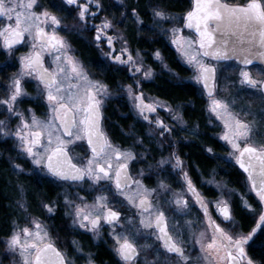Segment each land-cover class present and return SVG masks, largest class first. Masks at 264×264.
I'll return each instance as SVG.
<instances>
[{
  "label": "snow or ice",
  "instance_id": "1",
  "mask_svg": "<svg viewBox=\"0 0 264 264\" xmlns=\"http://www.w3.org/2000/svg\"><path fill=\"white\" fill-rule=\"evenodd\" d=\"M68 6L76 8V23L71 26L64 24L63 18L43 6L40 0H0V49L13 56L18 46L29 48L18 57L19 71L8 77L5 95L0 98V115L5 116L0 119V137L14 139V150L31 163L34 173L77 185L88 183L93 189L102 181L111 182L102 187L112 193L113 201L103 193L96 195L91 204L79 193L76 199H69L65 194L63 200L68 209L65 215L71 217L73 228L84 229L94 238H100L104 225L109 226L112 250L119 264H264V142H254L257 138L264 141V78H261L264 77V68L256 76L249 69L255 63L264 65V0L239 3L192 0L191 9L182 17L172 15L159 5L151 6L153 27L171 32L172 44L193 68L192 79L207 91L209 112L223 123L220 139L230 146L228 155L247 174L250 190L259 200L257 210L243 196L240 197L243 209L258 217L255 227L247 232L237 231L240 225L229 199L221 197L214 202L204 199L185 171L183 160L174 151L168 157L161 156L155 167L148 164L146 178L155 176L156 187H148L143 179L133 178L129 164L137 160V153L114 145L103 129V108L105 101L112 96L110 87L91 77L71 42L61 32L76 33L84 39H88L86 32H93L90 43L109 62L105 67L119 70L117 66H126L132 83L124 85L123 91L137 115L147 122L149 140H158L162 148L164 141L174 132V128L159 117L158 108H167L173 120L182 123L183 118L163 102L145 101L140 79L136 77L141 74L143 79H151L152 69L143 63L138 50L133 55L127 38L118 30L120 22L103 16L99 24L91 23L104 11L101 0H85L84 3L52 0L51 3V7L58 11H64ZM90 6H94L95 11ZM128 15L135 17L137 25L144 24L136 8H132ZM128 15L121 13L122 20ZM177 19L182 20L183 27H162L164 22L174 23ZM185 28L193 34L183 35ZM117 42L120 44L118 50ZM102 44L107 46V52L103 51ZM153 55L162 60L158 50ZM45 56L50 58L47 66ZM231 60L242 66L238 73L239 86L254 90L258 95L260 107L257 110L247 104L236 111L235 98L230 102L216 95L217 66L222 61ZM32 82L36 84L35 96L25 87ZM25 102L41 103L47 109L44 118L32 108L22 109ZM80 141L86 142L90 153L82 164L73 163L70 155L73 146ZM137 143L145 147L143 137L138 136ZM149 151L145 147V151L139 154L145 162ZM13 166L24 171L20 164ZM166 171L176 174L182 181V192L172 190L162 175ZM138 175L145 177V170L141 169ZM185 193L192 194L194 203L203 212L201 228H194L201 223L200 220H185L184 228L176 222L170 228V218L164 206L167 205L176 216L190 215L192 207ZM120 197L137 210L136 222L127 217L122 222V212L115 206L122 203ZM209 203H214L219 223L209 212ZM16 204L27 212L23 203L16 201ZM41 206L49 214L56 212V201H42ZM25 219L27 223L24 225L13 221L0 264H4V260H9L10 264H74L71 256L56 247L45 223L31 214ZM185 232L190 233V248ZM153 237L158 245L138 242V238L147 240ZM72 244L75 251H83L77 241L73 240ZM257 249L262 254L260 261L249 255L250 250ZM150 253L152 259L148 258ZM87 264H95L91 253Z\"/></svg>",
  "mask_w": 264,
  "mask_h": 264
},
{
  "label": "flooded vegetation",
  "instance_id": "2",
  "mask_svg": "<svg viewBox=\"0 0 264 264\" xmlns=\"http://www.w3.org/2000/svg\"><path fill=\"white\" fill-rule=\"evenodd\" d=\"M49 6L51 7L52 0H45ZM116 1V0H114ZM188 2L186 3L184 8L180 11H175L171 9L165 8L169 13H181V12H187L188 10L191 9L192 7V0H182ZM85 0H79V3H84ZM113 0H101L102 5L104 6V11L99 13L97 18L92 21L91 23L99 24L100 20L103 18V16H109L111 12L114 13V4L112 5ZM230 3H234L232 0H228ZM239 3V2H235ZM92 11H95L94 6H90ZM132 8H136L134 6H129L127 3V0H123V4L120 6V8L117 10L118 14L121 15V13H125V15H128L130 10ZM70 9V10H68ZM151 9V8H150ZM136 10L140 13V16L142 17V13L136 8ZM51 11H53L56 15L60 16L63 18V21L67 25H72L76 23V20L74 19L76 15V8L75 6H68V8L64 11H58L56 8L51 7ZM151 10L147 11V16H150L149 14ZM130 15H128L129 17ZM129 24L131 22L127 19H124L120 23H118L119 27H122V31L125 32V36L128 40V46L131 47L132 50H138L139 53L142 55L144 58L145 63H147L149 66L153 68L155 71V75L153 79L151 80H145L142 78L141 74H137V79H140V90L143 91V93H147L149 95L157 96L161 100H164L169 103L170 107L175 109L176 107L179 109L181 112V116L184 120L183 125L181 127H178V125L175 123V121L170 119L169 116H172L171 114H168L166 109H159L157 114L161 119L165 121V123L171 125L174 128V132L171 137H169L168 140L164 141V146L160 149H156L155 143L158 140H151L146 136V133L149 130L148 124L146 121H143L139 116L137 119L133 116L132 113V108L129 107L124 99V91H123V86L124 84H129L132 83V78H131V73H129L126 70V66H117L119 70H115L112 67H105L106 64L109 62L104 58L101 54V51L94 47L91 43L90 40L84 39L81 37H76L73 35L70 38L72 46H74L76 53L78 54L79 58L82 60V62L85 64L88 69L91 77L93 79H99L102 80L103 82L107 83L110 87V91L112 92V95L115 97H112L108 100L105 101V105L103 108L104 116L105 119L103 121V129L108 135L109 139L112 141V143H118L120 145H123L126 141H128L130 138H133V136L130 133H135V137H143L144 138V146L147 147L150 151L148 154L147 162L144 160H141V165L140 168L144 169L145 172H147L148 164H152L155 167L156 161L160 160L161 156L163 157H168L169 153L174 151L176 152L177 155L180 156V158L183 160L184 165H185V171L188 172L189 177L192 179L193 184L195 185L196 189L199 191V193L204 197L206 201L214 202L219 196L222 195V191L218 189L217 183L213 180L218 179L225 180L226 183L228 184L229 188H232L235 190V192H232L229 195V200L233 204L234 209L237 208L240 211H243L242 217L245 219L247 218V221L251 220L249 218V215L245 212L243 209L241 199L240 197L243 196V190L240 188L241 187V182L243 180L247 181V174L243 172V170L239 167V165L236 163V161L231 162L227 160V153H225L224 148H223V140L219 139L216 136L215 128L211 126L208 127V122H207V101H208V96H207V91L203 88V85L200 83H196L192 80H181L185 82L186 84L191 85L194 90L195 94L197 95V98L199 101L202 103L200 106V114H201V122H191L190 121V115L187 110L185 111V106L181 103H177L174 101H171L167 98H165L162 95H159L154 91L152 88L153 82L156 79V76L161 73L162 71H167L169 74H172L174 76V80L177 78L182 79L186 78L189 75V69L183 65L175 51V48L173 47L172 44H170L166 36H164L166 33L163 32L162 35L164 39L167 41L165 43L168 45L170 48L173 49L174 54L178 58L179 66L181 67L180 70L184 77L179 74V70H175L174 67L169 66L167 62H165V59H163V63L166 66L165 68H160L159 65L156 64V58L152 57V61L148 60L147 56L144 54L142 51V48L137 46L135 42H133V37L132 33L130 35L129 33ZM134 26L136 31V36L137 34L140 35V32L136 29L135 24H131ZM133 29V28H131ZM187 31L191 32V30L187 29ZM132 32V31H131ZM90 36H94L93 32H86ZM193 34V33H192ZM77 42H84L86 46L91 47V53L92 57L90 58L89 61H86L78 52L75 44ZM21 46H18V49ZM103 51L107 52L108 48L105 44H102ZM116 48L117 50L119 49V44L118 42L116 43ZM5 52L0 49V62H3V65L1 66L0 69V98L3 97V94L5 93V85L7 83L8 77L14 73H16L17 70H19V61L16 60V57H12L8 62L6 63L5 61ZM158 60V59H157ZM212 62V61H208ZM45 65H48V62L45 59ZM226 66L228 69H234V70H240L242 67L241 65L238 64L235 60L231 61H224L220 62L217 66V80H216V92L219 88V78H218V72H219V67L220 66ZM264 68L262 65L259 64H254L249 66V69L252 71L253 75L256 76L257 72L261 69ZM164 71V72H165ZM264 78V77H261ZM230 81H234L233 78L229 79ZM235 82V81H234ZM27 91L32 95L35 92L36 89V84L35 82L32 83H27L25 85ZM229 95L232 96H239L240 98H245V91L235 89L234 86L229 89ZM145 96V95H144ZM146 102H150L148 99L145 98ZM30 105V104H29ZM31 106V105H30ZM35 112L40 118H44V113L46 112V108L41 104L38 103V105L35 107ZM153 114V116L157 115ZM169 115V116H168ZM1 116V115H0ZM117 117H121L124 121V126L119 125L118 123L115 122ZM135 119V120H134ZM180 124V123H179ZM193 131V132H192ZM198 135H202L204 137L203 139L199 140L196 139L195 137ZM159 142V141H158ZM7 143L6 145L9 148V151L12 153L13 157L10 160L11 164H21V158L17 155V151L14 150L13 144L9 142H3ZM193 144H198L200 150L202 153L209 158V166L206 168H203L201 165L198 163L192 162V155H191V146ZM145 147H139L140 153L145 151ZM208 148H211L212 151L209 152L207 151ZM78 153L79 154H84V155H89L90 153L88 152V148L86 145V142L82 141V144L79 146H75L71 149L70 155L73 157V162L74 163H80V160L78 159ZM11 166V165H10ZM23 167V165L21 164ZM27 167L26 165H24ZM165 168L167 169L168 166L165 165ZM30 169H32L30 167ZM130 173L132 174L133 178H135L133 171L131 170L129 166ZM36 173V172H35ZM237 173V182L231 181L230 182V174ZM166 178V182L171 185V188L173 191L176 192H182L183 191V183L182 181L177 177L176 174H170L168 171L162 174ZM147 177V175H145ZM213 177V179L211 178ZM32 178L36 180L37 182H45L47 185H49L52 188L53 193L55 194V197L53 199H50V201H56V212L55 214H49L47 213L42 207H41V202H49V200L45 199L44 197H41V200H39V205L35 208L30 210L33 213L30 214H37L39 215V219L45 223L48 226L50 235L53 239V242L55 243L56 247H58L61 251H63L66 255L71 256V249H74V245L72 244V241L75 240L79 243L80 247L82 248V252L86 255L89 253L92 254V259L94 260L95 264H119L118 257L115 255L114 251L112 250V244L110 242V235H109V226L104 225L103 231L101 233L102 238L98 240H94L90 237V233L88 231H79V229L73 228L71 226V218L68 215H65L67 212V209H63V204H62V192H61V185L62 184H67L70 187L72 185H76L74 182L71 181H59L54 177H51L49 175H44L43 177L37 179L35 175H33ZM211 178V179H210ZM230 178V179H229ZM212 180V181H211ZM211 181V183H210ZM157 183V178L153 176L151 179L148 180V186L149 187H156ZM248 183V181H247ZM249 184V183H248ZM102 183L100 186H96L95 189L90 188V191L82 190L81 192H78L80 196L86 197V198H92L99 194L101 191V188L104 190L102 187ZM250 186V185H249ZM74 186H72L73 188ZM255 195V193L253 192ZM186 198L189 199V203L192 207V210L197 211L198 215L200 218L203 219V212L199 208V205L194 203V197H192L191 193H185ZM253 207L254 204H252L249 200H247ZM259 201V200H258ZM29 205V203H28ZM124 205V206H123ZM116 208H118L122 212V222L126 215H130V211H127L126 204H117L115 205ZM31 208V206H29ZM165 209H168L167 205L164 206ZM40 209L44 210L42 213L40 212ZM208 209L209 212L211 213L212 217L216 219L217 213H213V209H215L214 203H209L208 204ZM137 213V212H136ZM218 222V221H217ZM17 223V221H16ZM219 223V222H218ZM169 225L171 228L170 220H169ZM255 227V224H253ZM252 225V226H253ZM13 228V224H12ZM92 234V233H91ZM97 246H103L104 248L107 249L109 252V259H104L103 257H98L97 251L95 247ZM77 252V251H76ZM250 255V252H249ZM80 263H84V261H80ZM75 264H77V261H75Z\"/></svg>",
  "mask_w": 264,
  "mask_h": 264
},
{
  "label": "rangeland",
  "instance_id": "3",
  "mask_svg": "<svg viewBox=\"0 0 264 264\" xmlns=\"http://www.w3.org/2000/svg\"><path fill=\"white\" fill-rule=\"evenodd\" d=\"M40 3L43 5V6H45V7H48L49 8V10L51 11V7L49 6V4L45 1V0H40ZM114 4V7L113 8H115L114 9V13L113 12H111V14H110V19H113L114 20V22H121V21H123L122 20V17H121V15H119L118 14V9L120 8V6L123 4V3H120V0H116V1H114L113 0V2H112V5ZM118 10V11H117ZM151 10V9H150ZM53 12V11H52ZM150 13H151V11H150ZM172 15H174V16H176V17H182L184 14H185V12H181V13H171ZM150 16H148V18L147 19H145V18H143V17H141V19L144 21V24H142V25H137L136 23H135V17H133V16H129L128 17V20L131 22V23H133V24H135V26H136V29L138 30V32L139 31H141L142 29H150V30H155L157 33H158V35L159 34H162L163 32H165L166 34L164 35V36H166V39H167V41L170 43V44H172V42H171V40H172V37H171V32L170 31H161L160 30V28H154L153 27V24H152V20H153V17H152V14H149ZM109 17V16H108ZM63 23L65 24V22L63 21ZM73 25V24H72ZM71 26V25H70ZM173 26H175V27H183V22H182V20H180V19H177L174 23L173 22H164L163 23V25H162V27L164 28V29H170L171 27H173ZM146 27V28H145ZM118 30L125 36V32L124 31H122V27H119V25H118ZM61 35H64L69 41H70V38L73 36V35H75L76 37L78 36V37H81V36H79V35H77L76 33H70V32H61ZM131 35V34H130ZM183 35H185V36H189V35H192V33L191 32H189V31H187L186 30V28L184 29V32H183ZM85 36L88 38V40H90L91 41V39H92V37L93 36H90V37H88L89 35L87 34V33H85ZM126 37V36H125ZM82 38V37H81ZM71 42V41H70ZM118 44H119V42H118ZM173 45V47L175 48V51H176V53H177V55H178V57H179V59H180V61H181V63L183 64V65H185L188 69H189V75H188V77H186V78H182V79H180V80H192V81H194V82H196L195 80H193L192 79V76L194 75V71H193V68L190 66V65H188L185 61H184V59L182 58V56H181V54L177 51V48H176V46L174 45V44H172ZM119 47H120V44H119ZM129 47V49L130 50H132L131 49V47L130 46H128ZM73 49L75 50V48H74V46H73ZM29 50V48L27 47V46H21L19 49H18V51L17 52H15V54L13 55V56H8V55H6L5 54V61H6V63H9L8 61L12 58V57H16V60L17 61H19L18 60V57L20 56V55H22V54H25L27 51ZM2 51H4L3 49H2ZM136 51L137 50H133V55L135 56L136 55ZM75 54L78 56V54L76 53V51H75ZM139 55H140V57L142 58V60H143V63L146 65V66H148V67H151V66H149L147 63H145V61H144V58L142 57V55L139 53ZM79 57V56H78ZM45 59H46V61L49 63V57L48 56H45ZM81 60V59H80ZM82 61V60H81ZM156 61V64L157 65H159V67L160 68H165L166 69V66H165V64L163 63V60H155ZM84 64V63H83ZM3 65V62H0V69H1V66ZM84 66H85V64H84ZM226 66H228V65H226ZM226 66H224V65H222V66H220L219 67V72H218V78H219V88H218V90H217V92H216V95L219 97V98H222V99H226V100H229L230 102L235 98L236 99V105H235V110L236 111H239V109H240V107L241 106H245V105H247V104H251V106H252V108H253V110H257L259 107H260V100H259V98H258V95L257 94H255V92H254V90H251V89H247L246 87L245 88H241L240 86H239V84L237 83V80H238V73H239V70H234V69H228V67H226ZM85 68H87L86 66H85ZM151 69H152V72H153V75H152V78L151 79H153V77H154V75H155V71L153 70V68L151 67ZM87 71H88V69H86ZM19 70H17L16 72H18ZM165 71V70H164ZM89 72V71H88ZM231 78H233L234 79V81H230L229 79H231ZM28 79H31V78H28ZM151 79H145L146 81L147 80H151ZM177 79H179V78H177ZM179 80V81H180ZM197 83V82H196ZM128 84V83H127ZM124 85H126V84H124ZM232 86H234V88L235 89H238V90H240V91H242V90H244L245 91V98H240L239 96H232V95H229V89H231V87ZM35 94L36 93H33L32 94V96H35ZM4 95H5V93L3 94V97H4ZM144 95H145V98L146 99H148L150 102H152L153 100H157V101H160V102H163V103H165L166 105H168L169 107H170V105H169V103L168 102H166V101H164V100H161L160 98H158L157 96H153V95H149V94H147V93H144ZM2 97V98H3ZM112 97H115L114 95H112ZM124 99H125V101H126V103H127V105L129 106V107H131L132 108V113H133V116L137 119V117H138V115H137V113H136V111L133 109V106H132V102L128 99V97H127V95H126V93L124 92ZM38 103L39 102H37V103H32V102H25L24 104H22L21 105V108L22 109H24V108H32L34 111H36L35 110V107L38 105ZM31 106H30V105ZM208 104H209V100L207 101V122H208V127L209 126H211L212 127V125H213V127L215 128V132H216V136L220 139V135L223 133V131H224V128H223V123H222V121H220V120H218L216 117H215V115L214 114H212V113H210L209 112V108H208ZM164 109H166V111H167V108H163V110ZM173 109V108H172ZM174 110V112H176V111H178L180 114H181V112L179 111V109L176 107L175 109H173ZM46 111H47V109H46ZM46 113V112H45ZM45 113H44V115H45ZM167 113L169 114V112L167 111ZM6 115V114H5ZM136 115H137V117H136ZM169 116V115H168ZM170 117V119H172V116H169ZM5 118V116L4 115H1L0 116V119H4ZM135 120V119H134ZM175 121V123L178 125V127H181L182 125H183V122H184V120H183V122L181 123L180 121H176V120H174ZM172 122H173V119H172ZM180 123V124H179ZM12 124H13V126H14V124H15V121H13L12 122ZM212 124V125H211ZM193 132V131H192ZM133 136V138H130L128 141H126L123 145H120V144H118V143H113L114 145H116V146H118V147H120L122 150H124V149H131L132 151H134V152H136L137 153V160H135V161H132L130 164H129V166H130V168H131V170L133 171V174H134V176H135V178H141V179H143V181H144V183H145V185H147L148 186V178H146V177H139V172H140V170H141V168H140V165H141V158H140V151H139V147H140V145L137 143V137H135L134 135H132ZM5 139H6V142H9V143H11V144H13L14 145V143H15V141H14V139H12V138H4V137H0V141H2V142H5ZM149 141H151V140H149ZM255 143H260V142H264V141H262V140H260L259 138H257L255 141H254ZM7 144V143H6ZM82 144V141H80V142H78V145L80 146ZM222 144H223V148H224V151H225V153H227V155H226V157H227V160L228 161H231V162H234L235 161V159L234 158H232V157H230L229 155H228V153L231 151V148H230V146L229 145H227L226 144V142L225 141H223L222 142ZM73 147H75V146H73ZM155 147H156V149L158 150L159 148L161 149V147H160V144H159V142L157 141L156 143H155ZM8 148H10V146L8 147ZM159 151V150H158ZM87 155H84V154H79L78 153V159L80 160V163L82 164L83 162H84V157H86ZM9 158V157H8ZM19 158H21L22 160V162H21V164L23 165V168H24V171L23 172H21V171H19L18 169H16V168H14V166L11 164V162L10 161H8L7 163H8V165H7V167H9V169H10V171L13 173V175H14V177L15 178H18V177H22V176H25V177H32L33 175H35L36 176V178L37 179H39V178H41V177H43L45 174H43V173H39V172H36V173H34V172H32V169H30V167L31 168H33V166L31 165V163L26 159V158H24V157H22V156H19ZM12 159V158H11ZM20 164V165H21ZM11 165V166H10ZM24 165H26L27 167H25ZM145 175H147V172H145ZM212 179H213V177H211ZM210 178V179H211ZM216 183H217V187H218V185L220 186V187H218V189H219V191L221 190L223 193H222V195L221 196H219L218 198H221V197H223V198H225V199H229V195L232 193V192H235V190L234 189H232V188H229L228 187V184L226 183V181L224 180H221V179H218V181H216V179H213ZM212 181V180H211ZM90 183V182H89ZM103 185H110L111 184V182L110 181H102L101 182ZM72 186H74L73 188H72ZM71 187L69 186V185H67V184H62L61 185V192H62V198L64 197V195L65 194H68V197H69V199H76V194L78 193V192H81L82 190H86V191H90L89 189H90V187H89V184L88 183H85V184H82V185H78V186H76V185H72ZM97 186H100V185H97ZM149 187V186H148ZM104 188V190L101 188V192L99 193V194H101V193H103V194H105V195H108L109 196V200L110 201H113V197H112V193L111 192H109L108 190H107V188L106 187H103ZM242 190H243V197H244V199H246V200H249L252 204H254V207L253 208H255V209H259V207H260V204H259V201H258V198L253 194V192L250 190V186H249V184L247 183V181H245V180H243L242 182H241V187H240ZM20 189L22 190L21 192L22 193H20V195H21V197H19L20 199L18 200V201H20L21 203H23L24 204V206H25V208L27 209V212H25L23 209H21L20 207H18L19 209V211H20V216H19V220L17 221V224L18 225H24L25 223H27V221H26V219H25V217L28 215V214H30V213H33V212H31L30 210H32L30 207H29V205H28V201H27V198H26V195H25V193H24V190H23V187H22V185H20ZM230 190H234V191H231L230 192ZM99 194H97V195H99ZM93 198V197H92ZM92 198H86V202L87 203H89V204H91L92 202H93V200L94 199H92ZM121 201H122V204H126V207L128 208L127 209V211L126 212H128V211H130V215H126V217L127 218H132L133 220H134V222H136V220H137V216H136V212H137V210L136 209H134V208H132L131 206H129L126 202H124L123 201V198L122 197H120L119 198ZM80 201H78L77 200V203H79ZM62 204H63V206H64V200L62 199ZM124 206V205H123ZM42 207V206H41ZM65 208V206L63 207V209ZM67 209V208H66ZM44 210H42V209H40V212L42 213ZM67 211H68V209H67ZM217 213L216 211H215V209H213V213ZM245 212L249 215V218L251 219V223L249 224V225H251L247 230L243 227V226H241V224H240V222H239V215H240V210H238L237 208H235V218H236V221L239 223V225H240V228L239 229H237V231H244V232H247V231H250L251 230V228L254 226L253 224H255V219L256 218H258V217H256V214L255 213H252V212H249V211H247V210H245ZM33 217H37V218H39V215H37V214H31ZM166 215H168L169 216V220H170V224H171V227H172V225L174 224V223H176V222H178V226L180 227V228H184L185 227V225H184V221L185 220H193V221H197V220H200L201 221V223L200 224H196V225H194V228H201V227H203V219L202 218H200V216L198 215V212L197 211H194V210H192L191 211V214L190 215H188V216H176L173 212H171V210H169V209H166ZM71 218V217H70ZM216 220L218 221V222H220V220H219V214L217 213V216H216ZM123 222H124V220H123ZM253 225V226H252ZM76 229H79L78 227L76 228ZM11 231H12V229H11ZM79 231H85L84 229H79ZM102 231H103V228H102V230H101V233H102ZM117 231H120V229H117ZM149 232L151 231V230H148ZM148 233L146 232L145 233V235H147ZM11 235V234H10ZM90 235V237L92 238V239H94V240H98V239H100V238H102V235L100 236V238H94V236H93V234H89ZM185 237L187 238V239H189V244L187 245L189 248L191 247V241H190V233H188V232H185ZM8 238V237H7ZM6 240L7 239H5V242H4V247H3V249H2V251L0 252V258H3V254H4V251H5V248H6ZM110 242H111V244H112V246H113V240L111 239V237H110ZM138 242L140 243V244H144V243H153V244H156V245H158V243L159 242H157V241H155L154 240V237L153 238H151V239H147V240H145L144 238H138ZM71 252H73V253H71V257L73 258V260H74V264H75V261H77V264H87V259H88V255H86L85 256V254L83 253V252H76L75 251V247H74V249L72 248L71 249ZM149 259H152L153 258V256L151 255V253L149 254V257H148ZM80 261H84V263H80ZM4 264H10V261L9 260H4Z\"/></svg>",
  "mask_w": 264,
  "mask_h": 264
},
{
  "label": "trees",
  "instance_id": "4",
  "mask_svg": "<svg viewBox=\"0 0 264 264\" xmlns=\"http://www.w3.org/2000/svg\"><path fill=\"white\" fill-rule=\"evenodd\" d=\"M233 2H243V0H232ZM128 5L136 7L141 13L142 17L147 19V11L150 10L151 6L159 5L160 7L169 8L171 10L180 11L184 8L185 4L188 2L182 0H127ZM132 24V23H131ZM129 24V33H132L133 42L139 47L142 48V51L147 56L148 60L152 61L154 58V53L158 50L161 54V57L165 59V62L169 66L174 67L175 70H179V74L184 77L180 70L179 62L177 56L174 54L172 48H170L167 41L162 35H158L155 30L142 29L140 35L137 34L134 26ZM133 28V29H131ZM146 28V27H145ZM132 31V32H131ZM79 54L86 60L89 61L92 57L91 47H88L83 42H77L75 44ZM180 79L174 80V76L169 74L167 71H162L156 76L155 81L153 82L152 88L159 95L164 96L165 98L181 103L185 106V111L189 112L191 122H201L200 106L201 102L195 94L194 88L186 84ZM119 125L124 126V121L121 117H117L115 120ZM196 139L201 140L204 137L198 135ZM191 155L192 162L198 163L203 168L209 166V158L206 157L199 148L198 144H193L191 146ZM9 157V158H8ZM13 157L12 153L9 151L8 146L0 141V252L4 247V242L7 237L11 234L13 221H18L20 211L16 201L21 197L22 193L20 185H22L24 193L26 195L27 201L31 209H35L39 205V200L41 197L50 201L55 197V194L52 191V188L47 185V183L37 182L36 180L29 177H18L15 178L13 173L10 171L8 161ZM230 182H237V173L230 174ZM243 211H240L239 222L246 230L251 226V220L247 221V218L242 217ZM242 213V214H241ZM98 257H103L104 259H109V252L103 246L95 247ZM250 255L257 261H260L262 254L257 250H250ZM115 264V263H113Z\"/></svg>",
  "mask_w": 264,
  "mask_h": 264
},
{
  "label": "water",
  "instance_id": "5",
  "mask_svg": "<svg viewBox=\"0 0 264 264\" xmlns=\"http://www.w3.org/2000/svg\"><path fill=\"white\" fill-rule=\"evenodd\" d=\"M230 3V2H229ZM222 62H224V61H222ZM255 64H259V63H255ZM260 65V64H259ZM263 67H264V65H262ZM74 163V162H73ZM129 172H130V170H129ZM131 174V173H130ZM132 175V174H131Z\"/></svg>",
  "mask_w": 264,
  "mask_h": 264
}]
</instances>
